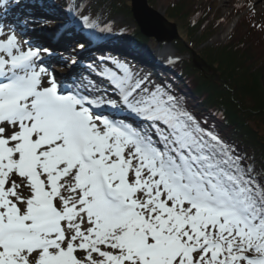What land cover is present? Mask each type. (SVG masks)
I'll return each mask as SVG.
<instances>
[{
  "label": "snow or ice",
  "instance_id": "1",
  "mask_svg": "<svg viewBox=\"0 0 264 264\" xmlns=\"http://www.w3.org/2000/svg\"><path fill=\"white\" fill-rule=\"evenodd\" d=\"M48 53L0 36V264H264L254 166L128 64L91 98L38 67Z\"/></svg>",
  "mask_w": 264,
  "mask_h": 264
},
{
  "label": "trees",
  "instance_id": "2",
  "mask_svg": "<svg viewBox=\"0 0 264 264\" xmlns=\"http://www.w3.org/2000/svg\"><path fill=\"white\" fill-rule=\"evenodd\" d=\"M4 2L14 4L34 19L32 14L37 11L67 18L65 13L72 0ZM98 4V10L88 4L85 12L95 26L101 19L118 15L133 19L131 0H98ZM252 11H240L242 19L238 18L226 42L212 43L210 40L223 26L216 8L196 0L169 3L165 16L178 25L179 39L172 45L180 59L159 84L167 86L188 111L202 123L206 121L205 127L218 133L245 163L254 166V175L264 177V18L260 21ZM106 39L107 44L125 49L129 55H140L152 45L165 44L145 36L138 26L123 24L106 34ZM190 48L217 71L218 78L213 72L195 67ZM186 54L190 57H184ZM123 58L134 61L131 56L115 52H108L105 57L110 66ZM109 64L104 61V65Z\"/></svg>",
  "mask_w": 264,
  "mask_h": 264
},
{
  "label": "rangeland",
  "instance_id": "3",
  "mask_svg": "<svg viewBox=\"0 0 264 264\" xmlns=\"http://www.w3.org/2000/svg\"><path fill=\"white\" fill-rule=\"evenodd\" d=\"M97 1L98 0H72L70 5L80 4L81 11L83 12V14H86L87 13L86 7L88 4H92L95 10H98L99 4L97 5ZM148 1L154 9H157L159 12L165 15L169 3H171L173 0H148ZM176 1L179 2V0H176ZM196 1L198 3L210 5L212 9L216 8L217 10L216 15L222 19L223 26L221 30L216 34V36L210 40V42L212 43H217V42L224 43L227 41V38L230 35L229 32L232 31L236 27L238 18L240 17V19H242L241 17L243 13H241L240 11L244 10L245 8H246V12L253 10L252 12L256 13L257 18L260 19V21H262L264 18V4L261 6H257L254 2L255 0H196ZM69 19L70 20L67 23L51 20L47 23H42L37 26L43 32H45L49 37L62 32L63 43L69 42V47L64 49L65 51L60 52L62 54V58L59 57L60 61L65 63L64 64L65 66L56 67V65H52V66H47L46 69L49 71L51 76L52 75L56 76V73L62 69L63 71H60V72L67 74L68 75L67 77L69 76L75 77L76 75V78L80 77L81 79L84 92L88 91L94 94L93 90H96V94L92 98L106 97L111 91V89L109 88L107 84V81L106 80L104 81L102 78H97L95 76L93 77L92 75H89V79L92 81V82H89L88 78H85L86 74L83 75V71H79L81 68L79 64L82 60L86 59L88 55L93 56L91 53L94 52L96 56L98 54H102L103 50H107L109 48L106 46H102V44H99V39H100L99 37L101 36V34L103 35L108 34L113 28H116L117 25H121V24L130 26L131 28H135V26H138V25L136 21L134 20V17L133 19H131V18L124 17L123 15H118L114 19H107V20L101 19L97 23V26H96L97 33L94 35L93 40L90 41V40L84 39L83 37L80 36L81 34L74 31L76 30L77 27L78 29L82 30L81 28L83 27L81 26L80 22L76 19H73L72 17H69ZM3 32H4L3 29H0V36L4 35ZM68 32H75V33L74 35H69ZM80 44H83L84 47L79 48L78 45ZM164 46L159 47L156 45H152L151 47H149L146 57H148L151 60L156 59L157 60L156 63H158L159 62L158 59L161 60V57H162L160 55L161 48L163 49ZM170 46L172 50L174 51V54L176 55L175 61L172 62L173 64H175L177 60L180 59V56H178V53L176 49L173 47L172 42H170ZM184 57L189 58L190 55L186 54V56ZM95 62L96 63H94L92 67V71L94 68L97 72V66L101 65V60L98 58V60L97 61L95 60ZM173 64H170V66H173ZM58 68L59 69L61 68V69L58 71L57 70ZM134 72L142 76H147V74L142 70H137ZM161 79L162 78H159V79L150 78V81L154 84H158V82ZM119 115L120 114H116V116H119ZM21 191L25 195L29 194L26 188H22Z\"/></svg>",
  "mask_w": 264,
  "mask_h": 264
},
{
  "label": "water",
  "instance_id": "4",
  "mask_svg": "<svg viewBox=\"0 0 264 264\" xmlns=\"http://www.w3.org/2000/svg\"><path fill=\"white\" fill-rule=\"evenodd\" d=\"M131 11L140 31L158 43H170L179 39L178 25L170 21L163 13L154 9L148 0H131ZM194 65L206 69L218 78L217 71L211 67L197 52L190 48Z\"/></svg>",
  "mask_w": 264,
  "mask_h": 264
},
{
  "label": "bare ground",
  "instance_id": "5",
  "mask_svg": "<svg viewBox=\"0 0 264 264\" xmlns=\"http://www.w3.org/2000/svg\"><path fill=\"white\" fill-rule=\"evenodd\" d=\"M257 6H261L264 4V0H255L254 1ZM31 35L38 38L40 42H42L45 45V48L49 51L51 50L52 53L49 55H45L42 60H44L45 64L49 62H53L52 60H56L55 55L56 52H62L65 51L64 49L69 47V42L63 43L62 41V32L58 33L55 37H49L45 32L35 29L31 32ZM161 62L164 63H172L175 61V54L172 50L170 43H166L164 48H161ZM59 77L64 79H67L66 75L63 76L61 73L58 74ZM101 108H106L108 111H116L114 109H111L110 107L102 106ZM117 112V111H116Z\"/></svg>",
  "mask_w": 264,
  "mask_h": 264
}]
</instances>
